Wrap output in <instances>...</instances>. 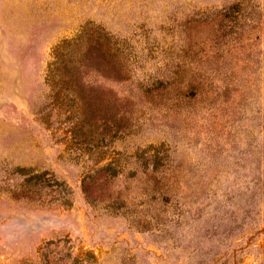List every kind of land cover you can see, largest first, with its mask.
<instances>
[{"label": "rangeland", "instance_id": "1", "mask_svg": "<svg viewBox=\"0 0 264 264\" xmlns=\"http://www.w3.org/2000/svg\"><path fill=\"white\" fill-rule=\"evenodd\" d=\"M0 264H264V0H0Z\"/></svg>", "mask_w": 264, "mask_h": 264}, {"label": "trees", "instance_id": "2", "mask_svg": "<svg viewBox=\"0 0 264 264\" xmlns=\"http://www.w3.org/2000/svg\"><path fill=\"white\" fill-rule=\"evenodd\" d=\"M106 55L109 57L115 56L114 54H110V53H107Z\"/></svg>", "mask_w": 264, "mask_h": 264}]
</instances>
